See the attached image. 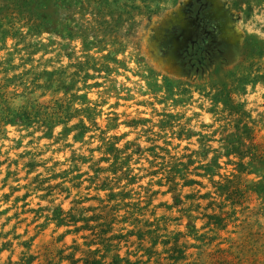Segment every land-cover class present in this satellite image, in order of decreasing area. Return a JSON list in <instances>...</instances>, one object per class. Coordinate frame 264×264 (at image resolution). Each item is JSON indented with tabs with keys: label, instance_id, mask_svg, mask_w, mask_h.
<instances>
[{
	"label": "rangeland",
	"instance_id": "rangeland-1",
	"mask_svg": "<svg viewBox=\"0 0 264 264\" xmlns=\"http://www.w3.org/2000/svg\"><path fill=\"white\" fill-rule=\"evenodd\" d=\"M0 264H264V0H0Z\"/></svg>",
	"mask_w": 264,
	"mask_h": 264
},
{
	"label": "bare ground",
	"instance_id": "bare-ground-1",
	"mask_svg": "<svg viewBox=\"0 0 264 264\" xmlns=\"http://www.w3.org/2000/svg\"><path fill=\"white\" fill-rule=\"evenodd\" d=\"M150 147H151V146H150ZM136 168H137V167H136ZM136 168L134 167L133 169L136 170ZM140 168H141V167H140ZM140 168H139V169H140ZM23 232H24V231H23Z\"/></svg>",
	"mask_w": 264,
	"mask_h": 264
}]
</instances>
